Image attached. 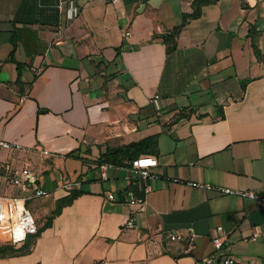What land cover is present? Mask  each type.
I'll return each instance as SVG.
<instances>
[{
	"label": "crops",
	"instance_id": "0c3cea01",
	"mask_svg": "<svg viewBox=\"0 0 264 264\" xmlns=\"http://www.w3.org/2000/svg\"><path fill=\"white\" fill-rule=\"evenodd\" d=\"M2 141L33 151L0 146V197L40 206L0 264H264L260 203L174 182L264 196V0H0ZM24 166L50 196L10 183Z\"/></svg>",
	"mask_w": 264,
	"mask_h": 264
},
{
	"label": "built area",
	"instance_id": "2783aa9c",
	"mask_svg": "<svg viewBox=\"0 0 264 264\" xmlns=\"http://www.w3.org/2000/svg\"><path fill=\"white\" fill-rule=\"evenodd\" d=\"M119 0H113L117 2ZM130 35V33H127ZM159 96L155 97V101ZM0 146L7 150H22L25 152H32L33 149L23 147L18 143L2 141ZM42 153L44 155L51 154L49 150L43 149ZM132 169L137 173V175L143 181L149 179L155 180L160 178L156 173H153L152 169L158 166V160L156 157L151 155H141L131 162ZM10 183L16 186L21 192L29 193L32 195L30 198H35L38 196L48 197L51 195L50 191L41 189L38 184L37 174L29 167L24 166L20 169H15L11 171ZM176 183H186L191 187L213 190L226 195H236L242 198H248L257 201L264 207V196L257 194L254 191L248 190H235L227 187H216L209 183H203L198 181H181L180 179H174ZM67 184H62V187H66ZM151 193L150 187L145 188V195ZM137 198L132 193L129 197V202L131 205L139 206L140 212L147 211V198ZM110 199H114V195H109ZM27 199L25 196H12V197H0V230L5 235L7 240L13 245H20L24 243L30 235H36L39 233V227L36 223L35 217L32 215L31 211L27 207ZM136 225V219L134 215L130 216L126 222V226L133 228ZM219 230L224 232L222 227ZM169 237L172 240L182 239L183 235L181 233H171ZM191 240H194V235L191 236ZM213 243L218 250L223 248V241L221 238L217 237L213 239ZM235 259L232 255L225 258L224 264H234Z\"/></svg>",
	"mask_w": 264,
	"mask_h": 264
},
{
	"label": "trees",
	"instance_id": "16d2710c",
	"mask_svg": "<svg viewBox=\"0 0 264 264\" xmlns=\"http://www.w3.org/2000/svg\"><path fill=\"white\" fill-rule=\"evenodd\" d=\"M142 145V143H139V144H135V145H131L129 150L127 151H131L133 149H137L138 147H140ZM119 152H123V151H118ZM139 157V156H137ZM136 157V158H137ZM81 194V192H78V191H75V192H72L70 193L68 196H66L65 198L61 199L58 201V206H57V210L55 212V214H58L61 212V210L67 206V205H70L79 195Z\"/></svg>",
	"mask_w": 264,
	"mask_h": 264
},
{
	"label": "rangeland",
	"instance_id": "374dc122",
	"mask_svg": "<svg viewBox=\"0 0 264 264\" xmlns=\"http://www.w3.org/2000/svg\"><path fill=\"white\" fill-rule=\"evenodd\" d=\"M42 205H44V204H42ZM38 206H40L38 201H31V202L29 203V208H30L31 211H34V208H36V207H38ZM32 215H33V214H32ZM33 216H34V215H33ZM34 217H35V216H34Z\"/></svg>",
	"mask_w": 264,
	"mask_h": 264
}]
</instances>
